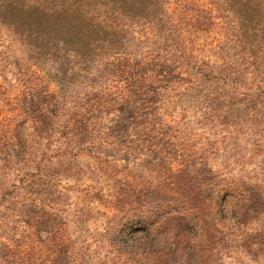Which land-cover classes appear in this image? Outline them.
Segmentation results:
<instances>
[{
    "label": "rangeland",
    "instance_id": "obj_1",
    "mask_svg": "<svg viewBox=\"0 0 264 264\" xmlns=\"http://www.w3.org/2000/svg\"><path fill=\"white\" fill-rule=\"evenodd\" d=\"M178 1L169 0L170 10L180 12ZM194 3L218 17L211 0ZM222 33L218 25L199 37L212 42ZM24 56L14 45L0 49V98L10 100H0L2 115L26 109L25 92L53 110L42 95L55 85ZM102 80L79 76L75 87ZM185 109L157 117L152 131L136 119L96 132L90 149L58 132L45 136L26 168L17 151L0 146L1 163L11 167L0 178L37 184L14 202L0 193V264H264V134L228 138ZM177 148L194 157L183 161ZM229 173L244 190L236 218L217 194Z\"/></svg>",
    "mask_w": 264,
    "mask_h": 264
},
{
    "label": "trees",
    "instance_id": "obj_2",
    "mask_svg": "<svg viewBox=\"0 0 264 264\" xmlns=\"http://www.w3.org/2000/svg\"><path fill=\"white\" fill-rule=\"evenodd\" d=\"M211 2L218 17L194 0H179L180 12L170 10L169 0H0V49L16 46L56 88L42 95L53 110L25 92L26 109L0 111V146L17 151L26 168L33 161L28 152L45 136L58 132L77 149H90L96 132L139 125L136 119L152 131L157 117L190 107L228 138L264 134V0ZM218 25L221 37L200 39ZM95 75L101 83L75 87L79 76ZM0 100L10 101L5 92ZM21 119L22 126L15 124ZM176 151L185 162L194 157ZM5 169L11 167L0 158V177ZM230 175L217 194L236 218L244 190ZM35 185L28 176L3 177L0 193L14 202Z\"/></svg>",
    "mask_w": 264,
    "mask_h": 264
}]
</instances>
